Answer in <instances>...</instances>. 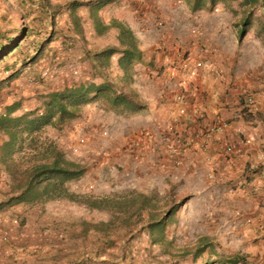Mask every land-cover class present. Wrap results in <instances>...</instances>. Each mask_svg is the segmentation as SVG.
Returning <instances> with one entry per match:
<instances>
[{
    "label": "rangeland",
    "instance_id": "1",
    "mask_svg": "<svg viewBox=\"0 0 264 264\" xmlns=\"http://www.w3.org/2000/svg\"><path fill=\"white\" fill-rule=\"evenodd\" d=\"M25 1L20 3L21 0H0V25L18 28L21 23L19 11L27 12L28 15H36L37 9L34 5L30 3V0ZM120 1L121 9L115 5L110 9L103 8L101 10L103 20H108L118 10L129 11V7L134 2V0L131 2L130 0ZM135 1L140 7L143 4L146 5L148 10L152 12L154 16L152 24L157 30L166 24L172 34H177V31L180 37L189 40L198 38L203 31L204 26L199 22H194L187 13L186 4L181 0ZM159 13L162 15H158ZM163 15L181 16L182 19L180 21L168 19L167 24ZM62 20L63 17L56 24L59 28L63 26ZM158 20L162 24L159 27L157 26ZM84 24L87 25L88 22ZM43 26L49 29L48 24L43 23L38 26L40 33ZM192 28L195 30L194 33H190ZM85 29L87 32L88 29ZM87 37L93 46L109 41L108 35L93 37L87 34ZM148 37H150L149 34ZM31 38L22 41L20 54L3 59L6 65L14 61L17 65L22 55L30 52L26 47ZM168 38L174 40L173 43H181L179 39L173 36ZM253 41L256 42L257 40L251 35L247 42L252 43ZM54 45L55 41L51 42L49 44L50 50L43 54L42 58L36 61V65H34V70L37 71L39 68L42 70L51 69L49 75L42 80H48L47 82L51 84L54 82L59 84L62 68H68L70 65L77 70L78 75H81L84 72L83 62L79 60L76 50L73 48L66 50L60 47L55 48ZM50 60L55 63L49 64ZM53 66L55 69L52 68ZM1 69L3 68L0 65ZM3 74L0 72V78L4 76ZM69 77L68 81L74 79L72 78L73 75ZM34 84L40 83L33 79L28 82L20 78L17 81H12L11 85L4 87L6 88L5 91L0 90V112L3 111L5 103H10L16 99H20L22 102L19 112H15L16 115L21 113L23 106L31 107L24 101L30 98L29 94L33 91ZM12 91H14L13 97L10 94ZM91 111L95 112L92 114V118L97 121V124L90 126L84 119L63 127L74 118L63 124L60 129L46 126L47 128L45 127L35 135L40 142H36L32 147L24 145L21 154L31 156L36 151L41 150L42 142L51 141L65 153L66 158H78L80 163L85 164V170L79 179L67 184L68 190L75 192L79 197L72 199L57 197L36 201L31 205L20 203L12 207L0 208V264H77L82 260L86 264H94L91 259L92 256H95L96 260L117 261L115 256H118L119 247L124 243L125 261H119L118 264H128L129 261L133 262L132 264H201L204 260L215 259L218 253L221 255L243 254L246 259L254 258L260 251L261 255L264 253V249L262 253V248L259 245L260 238L256 237L257 231L251 229L252 221L255 222V219L262 215L260 203L251 201V198H242V200L237 201L238 204H235L233 202L236 199H232V197L227 198L229 203H223L224 197L220 194L224 192L226 183L220 182L221 184L217 183L212 186L211 184L214 183L204 182L201 180L203 170L200 175L198 172L196 174H182L181 170H177L179 168L171 171L167 177L166 175L150 174L151 170L146 169L144 161L152 158V155L146 150L139 152V149L130 146L133 140L125 139L116 152L108 147V144L111 143L108 140H113L118 134L116 123L121 125V120L115 119L112 115L109 116L110 118L105 115L101 117L102 113L96 109H91ZM102 130L106 131L107 135H102ZM78 132L85 140L81 145L76 142ZM139 135L142 136L141 133ZM96 140L98 142H95ZM104 140L107 142H103ZM59 142H63V144ZM88 143L89 145H87ZM153 143H155V148L161 144V142ZM74 146H77L76 151L71 150ZM86 149L89 150L90 155L85 153ZM113 151L117 155L127 157L133 163H142L138 167L139 174L133 166L124 169L121 165L110 163ZM127 164L130 162L128 161ZM0 179L1 198L2 195L9 192L11 187V180L2 166H0ZM169 188H173L178 194L187 196L186 201L181 204L175 214V222L171 223L165 231V235L171 241L170 250L179 252L184 247L192 249L197 236H205L211 244L200 253L195 261L192 260V252L182 258L177 257L176 260L173 259L174 257L170 258L168 254L163 253L160 246L151 245L145 230L139 231L140 226L146 222V211L142 212L141 217L135 213L126 217V214H119L118 210L122 206L118 207L114 203L116 200L125 201V206H128L127 209L130 211L140 201V198L135 195L136 193H142L146 196L155 194L159 202L160 197ZM88 196L105 197L106 206L104 208L90 207L85 199ZM246 217L253 219H250L251 222H249ZM97 223H103L104 226H110L114 229L101 231L92 225ZM25 224L26 227H24ZM131 233H134V236L126 239ZM2 236H5V239H2ZM109 240L112 243H109ZM124 240L127 241L124 242Z\"/></svg>",
    "mask_w": 264,
    "mask_h": 264
},
{
    "label": "crops",
    "instance_id": "2",
    "mask_svg": "<svg viewBox=\"0 0 264 264\" xmlns=\"http://www.w3.org/2000/svg\"><path fill=\"white\" fill-rule=\"evenodd\" d=\"M120 3V0H116L104 9H110L115 5L119 8ZM142 6L140 7L134 0L129 11L118 10L112 17L121 20L131 29L142 52V60L134 65L132 87L139 94L145 109L125 116L104 111L97 106L98 109L95 104H88L81 108L77 118L63 127L84 119L90 126L97 124L92 118L95 112L91 109L102 113L101 117L105 115L110 118L109 116L112 115L115 119H120L122 124L116 123L118 134L113 140H108L111 142L108 147L116 152L125 139L136 140V149H139V152L146 150L152 155V158L144 161L146 169L151 170L150 174L167 177L171 171L179 168L177 170H181L182 174L198 172L200 175L203 170L201 180L204 182L214 183L211 184L212 186L226 183L224 192L220 194L224 197L223 203L230 202L228 197L235 198L236 201L233 202L235 204H238L237 201L242 198H251V201L260 203L262 215L256 218L255 222L252 221L251 229L257 231L256 237L260 238L259 245L263 253L264 46L252 32H247L238 39L232 26V15L219 4L211 10L194 12L187 10L195 23L199 22L204 26L198 38L191 40L180 37L177 31V34H172L166 24L157 30L152 24L154 20L152 12L146 5ZM180 17L163 15L167 24L168 19L180 21L182 19ZM87 34L100 37L94 35L90 28ZM106 35L109 41L102 45L115 44L114 37L111 34ZM251 35L256 38V42H247ZM170 36L179 39L181 43H173L174 40L168 38ZM89 41V45L93 48L102 46L101 44L93 46L91 40ZM178 48L184 51L188 59L187 67L184 69L171 67L172 62L176 61ZM82 65L87 71L88 64L83 62ZM28 75L27 70L22 69L13 81L20 78L28 82L32 81ZM60 78L59 84L55 82L51 84L47 82L48 80L34 84L33 91L29 94L30 98L24 102L32 105L35 102L36 90L56 88L70 81H68L70 77L63 74ZM5 90L6 88L2 89ZM13 92L10 93L12 97ZM176 94H181L182 98L176 100ZM246 94L252 96V105L245 104ZM25 106L22 110L27 109ZM18 110L16 112H19ZM169 125L174 127L177 137L164 131ZM210 127L212 129L208 131ZM141 130H148L152 139L140 136ZM190 133L194 135L193 142L188 144L175 142L177 138H185ZM153 142H161V144L155 148ZM59 143L63 144V142ZM227 145H232L233 151L227 152L225 150ZM168 146H175L176 150L170 153L167 151ZM88 151L86 149L85 153L90 155ZM115 152L110 163L121 165L124 169L133 166L139 174L138 167L142 163H133L127 157L117 155ZM73 160L81 162L78 158ZM128 161L130 164H127ZM246 218L249 222L253 219ZM260 256L261 251L254 257L255 260L253 257L247 258L244 264H256Z\"/></svg>",
    "mask_w": 264,
    "mask_h": 264
},
{
    "label": "trees",
    "instance_id": "3",
    "mask_svg": "<svg viewBox=\"0 0 264 264\" xmlns=\"http://www.w3.org/2000/svg\"><path fill=\"white\" fill-rule=\"evenodd\" d=\"M115 1L30 0L37 9L36 15H28L27 12L17 10L21 17L18 28L0 25V65L3 68L0 72L4 73L0 78V90L15 80L23 68L29 73L30 80H36L41 84L44 78L42 68L38 71L34 70V65L50 50L49 44L54 41L53 47L65 50L73 48L78 53L79 60L88 64L87 71L84 70L81 75L73 76V80L56 88L36 90L34 104L22 110L19 115L15 112L21 109L20 99L5 104L3 111L0 112V166L11 180L9 192L0 198V208L12 207L20 203L31 205L36 201L57 197L69 199L79 197L67 187L70 181L77 180L84 174V165L78 160L66 158L65 153L51 141L42 142L41 150L31 156L21 154L24 145L32 147L39 141L35 135L44 127L60 129L63 124L76 118L82 107L91 103L97 104L104 111L125 116L145 109L139 94L132 87L134 65L142 60L137 39L121 20L111 16L104 21L101 16V10ZM181 1L186 4L190 12L211 10L217 4L222 5L233 17L232 26L238 39L247 32H252L264 46V0ZM23 2L26 1L21 0L20 3ZM61 17H63V26L59 28L56 24ZM85 22L88 24L85 25ZM43 23H47L49 29L43 26L40 33L38 26ZM84 28H90L96 36L111 34L115 44L107 43L91 47ZM29 37L32 38L26 48L30 52L24 53L17 65L15 61L6 65L3 59L20 54L22 41ZM36 37L38 39H35ZM53 62L50 60L49 64ZM68 68H72L71 65ZM135 195L140 201L133 210L128 211L125 201L114 202L116 206H122L118 210L119 214H126L127 217L135 213L141 217L142 212L146 211V222L140 226L139 231L145 230L149 243L160 246L162 252L168 254L170 258L174 257L173 259L177 260L192 252V260L195 261L206 247L211 246L205 236H197L192 249L184 247L179 252L170 250L171 241L165 235V231L175 222V214L186 201L187 196L178 194L173 188H169L160 197L159 202L155 194L146 196L136 193ZM85 199L90 207L106 206L105 197L88 196ZM92 225L101 231L114 229L104 226L103 223ZM133 236L134 233H131L126 239ZM109 243L112 241L109 240ZM124 244L119 247L118 256H115L117 261L99 258L96 260L95 256L91 259L94 264H118L119 261H125ZM245 262L246 258L243 254L218 253L215 259L204 260L201 264H244ZM132 263L128 262V264ZM77 264L86 263L82 260Z\"/></svg>",
    "mask_w": 264,
    "mask_h": 264
},
{
    "label": "built area",
    "instance_id": "4",
    "mask_svg": "<svg viewBox=\"0 0 264 264\" xmlns=\"http://www.w3.org/2000/svg\"><path fill=\"white\" fill-rule=\"evenodd\" d=\"M161 25H162L161 24V21L158 20L157 26L159 27ZM194 32H195V30H194V28H192L190 30V33H194ZM161 47L163 48V45H161ZM175 58H176L175 59L176 61H173L172 62V65H171L172 68L184 69V68L187 67L188 59H187V57H186V55H185V53H184L183 50H180V48H178V51L176 53ZM52 68L55 69L54 66ZM50 70L51 69H49V68L43 69L42 70V76L43 77H47V75H49V73H50ZM61 73L64 76H70V75L76 76V75H78L77 70L75 68L62 69L61 70ZM181 98H182V95L181 94H176L175 95V99L176 100H180ZM252 103H253L252 96H250L249 94H246V96H245V104L246 105H252ZM165 128L166 129L164 131L167 132V134L172 135L173 137H177L176 134H175L176 132L174 130V127L172 125H169V126H167ZM211 129H212V127L208 128V131H210ZM102 135H104V136L107 135V132L104 131V130H102ZM141 135L144 138H148V139L151 138L152 139V135H151V133L148 130H143L141 132ZM77 136L78 137L76 139V142H79V145H81L82 142H85L84 137L79 132H78V135ZM193 138H194V135L190 133L185 138H181V139L180 138L179 139L177 138L175 140V142H184L185 144H188L189 142H193ZM77 146L72 147L71 150L76 151L77 150ZM130 146H133V147H136L137 148L136 140H133V142H132V144H130ZM175 150H176V147L175 146H168L167 147V151H170V153H173ZM225 150L227 152L233 151V146L232 145H227L225 147ZM13 221L15 222L16 220L14 219ZM2 239H5V236H2ZM256 264H264V253L257 260Z\"/></svg>",
    "mask_w": 264,
    "mask_h": 264
},
{
    "label": "clouds",
    "instance_id": "5",
    "mask_svg": "<svg viewBox=\"0 0 264 264\" xmlns=\"http://www.w3.org/2000/svg\"><path fill=\"white\" fill-rule=\"evenodd\" d=\"M261 256H262V255H261ZM261 256H260V257H261Z\"/></svg>",
    "mask_w": 264,
    "mask_h": 264
}]
</instances>
